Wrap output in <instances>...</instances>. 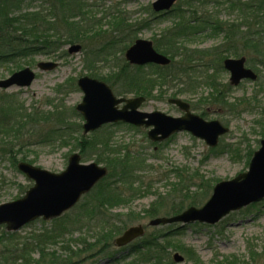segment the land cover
<instances>
[{"label":"rangeland","instance_id":"1","mask_svg":"<svg viewBox=\"0 0 264 264\" xmlns=\"http://www.w3.org/2000/svg\"><path fill=\"white\" fill-rule=\"evenodd\" d=\"M86 1L90 5L89 16L100 19L92 28L97 35L89 32L83 43H65L55 53L40 52L16 61L0 62V80L7 79L27 66L36 73V79L30 86L0 88V107L7 112L17 111L14 114V128H2L3 132L0 133V204L23 197L34 184L14 164L15 160L16 164L26 161L60 173L66 169L73 153L78 152L81 161L87 163L97 161L98 153L111 159L119 157L114 150L116 148L120 150V156L129 152L133 158L145 161L144 167L135 173L143 181L134 182L133 187L121 185L126 190L134 189L132 199L127 204L109 209L111 215L106 218L101 215V219H94L92 208L80 211L79 207H75L58 217L38 218L15 231L16 234L10 235L11 238L6 234L13 232L6 228V224L0 225V264H264V200L231 212L214 225L199 222L182 227L180 223L150 224V220L155 217L170 216L166 212L170 210L169 204H173V198L177 202L185 200V208L181 212L189 207L187 204L190 201L186 196L191 194L199 195V203L194 205L202 207L216 183L248 171L252 155L264 139V83H261L264 81L244 80L238 86H231L226 97L227 106L216 102L215 91L205 83L196 86L193 93L176 96L191 104L194 102V106H197V109L192 108L194 113H205V117L202 115L205 119H218L229 128V132L220 138L216 146H209L188 131L177 132L167 140L155 143L148 138V128L123 122L109 123L96 131L85 133L83 116L73 112L84 96L77 85L78 78L91 76V72L105 76L116 70L126 60L125 52L121 57V48L128 42L126 34L130 26L135 29L136 39L153 40L176 19L174 15L156 12L153 9L155 0ZM185 1L178 0L182 5ZM204 1H207L204 7L197 3L200 10L206 8L218 13L223 20H233L239 13L237 10L230 12L227 6L217 3L223 0ZM41 5V1L37 0L31 5L28 2L25 7L33 9ZM184 7L187 8L186 5ZM117 15L127 18L121 27ZM252 27L261 29L264 23L261 26L253 23ZM243 30H247V27L244 26ZM191 38L186 42L199 48H211L223 41L221 35L209 36L208 32ZM74 45L80 48L71 52ZM104 47L105 52L99 54L104 60H94L92 52ZM40 61L56 62L57 67L51 71L41 70L38 67ZM219 63V60L211 61L212 66L205 74H213L216 82L225 84L230 81V72L220 67ZM259 68L255 70L262 77L264 68ZM199 81L204 82V79ZM174 90L176 88L170 89L165 97L156 96L159 95L156 91L155 97L147 99L140 110L182 115L177 106L168 102ZM29 114H32V120L28 119ZM63 115L64 121H59ZM22 124L24 127L21 130L19 126ZM81 137L93 142H97L95 139L109 138V146L98 143V152L95 149V152L85 153L76 146ZM97 162L105 165L101 161ZM183 180L186 183L183 184ZM161 198L169 203L161 207L160 215L148 216L145 211ZM131 211L136 213L133 214L134 220L128 217ZM133 215L130 217L133 218ZM137 224H143L146 228L145 237L159 235L160 242L169 247L164 251L154 248L137 250L135 244L141 242L138 239L124 247L113 243L106 251L96 254L100 245L90 246L103 231L110 232L118 225L125 226L120 233L114 232L118 236L127 227ZM30 241L35 249L24 251L27 255L25 261L19 258L16 248ZM37 243L50 255L46 256L47 259L40 257ZM158 253L165 255L161 262L150 257ZM175 253L184 256V261L176 262Z\"/></svg>","mask_w":264,"mask_h":264},{"label":"trees","instance_id":"2","mask_svg":"<svg viewBox=\"0 0 264 264\" xmlns=\"http://www.w3.org/2000/svg\"><path fill=\"white\" fill-rule=\"evenodd\" d=\"M36 1L0 0V62L6 60L16 61L20 58L34 56L40 52L45 54L55 53L65 43H83L89 32L97 35V32L94 33L93 29L100 19L89 16L90 5L86 0H40L42 5L39 8L30 9V6L25 7L28 2L31 5ZM198 2L202 7L207 5V1L204 0H186L184 5L177 2L171 10L164 13V15H174L176 19L159 36L154 37L153 41L159 52L171 58L170 64L166 66L156 64L137 66L123 60L117 69L109 74L100 76L91 72V76L106 81L118 96H145L147 99L155 97L156 91L159 93L156 96L165 97L164 95L173 88H176V90L172 91L171 97L193 93L196 86L205 83L215 91L216 102L227 106L226 97L230 88H232L231 85L229 82L225 84L218 83L213 74L206 76L208 74H205V72L211 68V61L219 60L220 67L224 68L223 61L230 55H246L249 65L254 68H264V27L261 29H253L252 27L253 23L259 26L264 23V0H223L217 2L220 5L227 6L230 12H235V10L239 12L233 20H223L217 12L215 14V12L208 11L206 8L200 10L197 6ZM185 5L187 8L184 7ZM126 20L127 18L124 15H119V27L123 26L122 23H126ZM244 26L247 27V30H243ZM204 32H208L209 36L213 34L214 36L221 35L223 41L211 48L192 47L186 42L192 39L191 37ZM135 35V29L130 26L126 34V41L128 42L121 48V57L125 49L136 40ZM106 47L92 52L94 60H104L99 54L105 52ZM150 70H153V74L150 73ZM203 79L204 82L199 81H203ZM259 79L264 81V76H259ZM191 105L192 108L197 109L194 102ZM15 111L8 110L7 112L0 107V133L3 132L2 128H14L16 124L14 114L17 112ZM73 112L78 115L75 109ZM204 114L201 113L205 117ZM22 115H25L24 112ZM27 117L29 120L33 119L32 114L27 115ZM64 118L65 115L61 116L59 121H64ZM23 127V124L19 126L21 130ZM74 129H72L73 132H75ZM55 131L57 132V129ZM108 139H95L97 142H93V140L81 137L76 146L85 153L95 152L98 143L109 146ZM114 150L119 156L114 159L102 156L103 153L96 154L98 156L96 160L101 161L109 168V174L96 184L90 192L85 194L83 201L75 206L76 208L79 207L80 211L92 208L94 219L97 217L101 219V215L106 218L111 215L109 209L131 201L134 189L126 190L121 185L125 184L133 187L134 182L142 183L143 181L141 176L137 178L135 173L138 169L144 167L145 161L141 158H133L129 152L120 156V150L116 148ZM98 151L99 149H96V152ZM14 164L17 165L16 160ZM184 183L186 182L183 180ZM179 190L183 189L179 188ZM186 197L190 201L187 206L199 203V195L191 194ZM171 202L173 204H169L170 210H167V215L178 214L185 208V200L183 199L177 202L173 198ZM168 203L169 201L161 198L145 212L148 216L160 215L161 207H166ZM134 213L133 211L128 213L129 219H135ZM131 215H133V218L130 217ZM123 228L125 226L118 225L114 231L99 233V238L92 242L90 246L100 245L95 252L96 254L106 251ZM114 232H117V234L115 235ZM9 233L6 234L9 238L16 234L14 232ZM140 241L135 244L137 250L154 248V250L164 251L165 248L169 247L160 242L159 235H151L150 238L144 236ZM31 242H25L24 245L16 248L19 252V258L26 261L27 255L24 254V251L35 249ZM37 248L40 250L41 258L44 259L46 256H50L44 252L42 246H39L38 243ZM53 256L56 258V254L53 253ZM164 256V254L160 255L158 253L151 254L150 257L156 262H161Z\"/></svg>","mask_w":264,"mask_h":264},{"label":"water","instance_id":"3","mask_svg":"<svg viewBox=\"0 0 264 264\" xmlns=\"http://www.w3.org/2000/svg\"><path fill=\"white\" fill-rule=\"evenodd\" d=\"M177 0H155L153 9L156 12L169 10ZM74 45L70 51H77ZM127 61L134 65L154 63L168 65L171 59L159 52L152 40L137 39L125 52ZM41 70H54L57 63L40 61ZM224 67L230 72V82L238 85L245 79L256 80L258 74L246 66V57H229L224 60ZM36 79L34 70L27 66L14 72L7 79L0 80V88L12 86L27 87ZM83 91L82 102L77 104L85 122V133L95 131L106 123L126 122L136 126L150 127L148 137L154 142H161L172 134L189 131L194 136L204 139L209 146H216L220 136L229 128L220 120H206L191 111L190 103L182 98H169V103L178 106L183 115L172 116L155 110H140L144 96L119 97L104 80L83 75L77 80ZM122 105V106H120ZM18 168L29 179L35 180L25 195L17 200L0 204V225L6 224L10 231H18L26 224L39 217L44 219L61 215L73 207L80 197L90 191L94 185L107 175V168L97 162L82 163L80 154L73 153L66 169L54 173L39 166L22 161ZM264 200V139L250 161L249 169L230 180H223L213 188L212 195L202 206H190L183 212L166 217H157L150 221L151 225L181 222L182 225L194 222L216 224L230 212L240 210L252 203ZM142 224L128 227L115 239L118 246H124L144 235ZM176 262L184 261L180 253L174 254Z\"/></svg>","mask_w":264,"mask_h":264}]
</instances>
